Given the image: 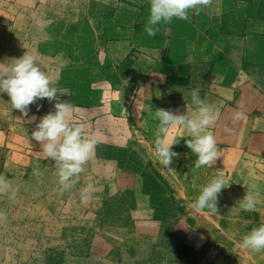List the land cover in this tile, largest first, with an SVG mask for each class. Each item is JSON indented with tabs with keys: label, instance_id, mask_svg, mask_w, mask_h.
<instances>
[{
	"label": "rangeland",
	"instance_id": "rangeland-1",
	"mask_svg": "<svg viewBox=\"0 0 264 264\" xmlns=\"http://www.w3.org/2000/svg\"><path fill=\"white\" fill-rule=\"evenodd\" d=\"M223 5L210 0L190 20L164 24L148 37V0H0V61L34 55L66 94H57V102L75 105L77 119L98 140L75 188L63 191L53 162L42 159L31 139L35 122L21 125L18 110L0 93V175L18 188L15 198L0 195L6 213L0 264H260V255L240 249L234 230L225 228L226 205L235 201L228 183L237 178L220 167V158L210 169L196 168L184 143L190 137H182L172 146L177 156L169 169H162L153 147L154 108L193 110L192 86L182 88L170 74L192 41L220 34L212 27L228 21L216 14ZM198 24L206 28L197 31ZM227 47L222 55H236L237 46ZM170 54L167 68L163 60ZM154 58L160 65L151 63ZM50 111L53 102L46 99L29 105L37 118ZM216 111L219 119L224 109ZM211 130L218 146L227 144ZM169 134L188 135L181 129ZM37 165L41 176L33 174ZM213 176L225 179L219 215L191 206ZM87 183L95 191L82 201L79 189Z\"/></svg>",
	"mask_w": 264,
	"mask_h": 264
},
{
	"label": "clouds",
	"instance_id": "clouds-1",
	"mask_svg": "<svg viewBox=\"0 0 264 264\" xmlns=\"http://www.w3.org/2000/svg\"><path fill=\"white\" fill-rule=\"evenodd\" d=\"M209 2L210 0H148V15L143 30L148 37H155L160 26L171 24L174 20H190V13L198 15ZM0 93L8 96L11 109L18 110L20 115L16 120L21 125L35 122L30 136L40 144L42 159H51L53 162L52 167L61 189L69 192L73 190L98 143L96 134L88 131L86 123L77 119V107L69 102H57V94L65 93L58 92L54 82L41 70L38 59L26 52L18 58L0 61ZM189 95L192 111L179 113L172 109L154 108L153 116L158 123L153 147L157 163L162 169H169L172 159L177 156L172 146L182 137H190L184 143L196 157V168L210 169L222 156V149L211 130L217 123L219 113L208 100L202 98L200 86L192 87ZM41 99L53 102V111L39 118L34 114L29 115V105L36 104ZM39 107L37 104V111ZM246 119L247 115L242 109L234 110L231 115L233 123ZM173 129L185 130L188 135L177 139L169 134ZM33 174L42 175L39 165L33 168ZM224 188V177L213 176L200 188L191 204L192 208L197 212L206 211L219 215L218 195ZM94 191L92 183L84 185L79 189L81 200L87 201ZM17 193L18 188L7 177L0 175V195L15 198ZM260 197L261 192L256 186L248 188L236 203L239 205V212H255ZM5 219L6 213L0 211V222ZM238 247L252 253L264 252V223L251 227L238 242Z\"/></svg>",
	"mask_w": 264,
	"mask_h": 264
},
{
	"label": "crops",
	"instance_id": "crops-1",
	"mask_svg": "<svg viewBox=\"0 0 264 264\" xmlns=\"http://www.w3.org/2000/svg\"><path fill=\"white\" fill-rule=\"evenodd\" d=\"M222 2L224 5L216 10V14H223L221 18L228 21L212 28L220 34L224 30L232 33L227 37L226 33L225 37L212 35L204 38V42L203 39L192 41L193 47L178 58L179 67L170 77L176 78L182 88L200 86L201 94L205 95L203 98L211 103L215 111L224 109L214 127L218 129V140L229 144L219 146L223 153L218 161L220 167L237 178L236 184L228 183V188L232 186L230 191L234 190L235 201L229 199L226 205V220L229 222L225 228L229 227L227 230L230 232L234 230L235 237L240 241L251 227L264 223V0ZM205 28V24H198L195 29ZM227 44L229 47L237 46L236 55H222L228 49ZM247 46H250L248 51ZM171 56L168 62L163 60L167 68L172 66ZM160 62L158 58L151 60L156 65ZM236 109L246 113L245 121L232 122L231 115ZM252 186L261 192L255 212H239L236 203ZM258 255L261 257L260 264L264 263V252Z\"/></svg>",
	"mask_w": 264,
	"mask_h": 264
}]
</instances>
